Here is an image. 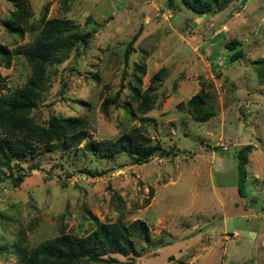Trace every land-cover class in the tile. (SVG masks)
Returning <instances> with one entry per match:
<instances>
[{
    "label": "rangeland",
    "instance_id": "obj_1",
    "mask_svg": "<svg viewBox=\"0 0 264 264\" xmlns=\"http://www.w3.org/2000/svg\"><path fill=\"white\" fill-rule=\"evenodd\" d=\"M174 1L175 9L167 0H30L33 22L48 9V19L67 18L95 31L87 48L75 49L49 70L50 88L37 120L51 114L84 118L96 141L142 127L154 143L178 152L143 165L125 155L94 158L84 148L28 157L23 167L37 169L21 186L0 183V264H19L15 242L35 247L62 228L89 234L96 220L148 225V241L137 242L141 256H115L117 264H264V83L254 64L264 58V0H235L223 12L202 16ZM13 10L12 2L0 0V45L10 51L39 34L20 38L6 31L3 22ZM88 17L95 23L87 24ZM137 33L136 52L126 66L124 52ZM233 40L241 45L227 49ZM239 49L244 57L230 62ZM135 64L145 66L144 91L153 75L165 72L156 107L133 118L128 104ZM30 73L23 55L10 68L0 65L3 92L23 86ZM201 89L216 108L205 123L178 109ZM119 91V103L106 115L103 102ZM247 145L255 149L248 197L241 198L236 155ZM86 168L100 174L82 172Z\"/></svg>",
    "mask_w": 264,
    "mask_h": 264
},
{
    "label": "trees",
    "instance_id": "obj_2",
    "mask_svg": "<svg viewBox=\"0 0 264 264\" xmlns=\"http://www.w3.org/2000/svg\"><path fill=\"white\" fill-rule=\"evenodd\" d=\"M9 1L12 2L14 10L3 22L6 31L20 38L36 31H39V34L30 45L15 51L0 45V65L10 68L14 57L23 55L31 68L26 83L20 88L3 92L7 86L0 78V183L8 182L14 187L21 186L32 171L37 169L35 165H29L25 169L23 164L27 163L28 157L35 158L40 153L61 151L63 154H70L84 148L86 153L94 158L111 160L125 155L136 165L147 164L156 156L168 158L177 155L178 150H166L160 143H154L142 127H135L116 140L96 141L90 139L88 122L84 118L51 114L46 121H38L35 115L50 88L49 70L63 63L75 49L87 48L94 39L95 31H84L79 24L67 18L48 19V9L38 22H33L30 0ZM234 1L180 0L182 9L190 10L198 16L223 12ZM167 6L170 9L177 8L174 0H167ZM89 23H95V20L88 17L87 24ZM139 36L140 33L134 35L126 46L123 56L126 66H129L130 57L136 52L134 46ZM240 45L237 40L225 44L229 50H234ZM58 56L63 57L59 59ZM243 57L244 52L239 49L230 56V62H237ZM254 64L260 82L264 83V58ZM164 72L162 69L153 75L149 88L144 91L142 86L146 74L145 66L134 65L129 83L131 87L128 104L133 118L136 115L145 117L156 107L157 86L162 81ZM123 76H127L126 70ZM96 78L99 81V77ZM120 99L121 91L107 98L102 104L103 112L107 115L110 107L118 104ZM211 99V95L201 89L186 104L181 103L178 109L186 111L193 120L205 123L216 115V108ZM254 149L253 145H247L236 155L237 191L241 198L248 197V164ZM82 172L91 176L100 174L97 169L86 168ZM148 233V225L143 220H136L129 225L122 220H96L94 229L89 234H67L62 228L57 237L38 246L15 242L13 248L19 264H117L119 261L115 256L133 261L140 257L137 242H147ZM181 264L184 262L181 261Z\"/></svg>",
    "mask_w": 264,
    "mask_h": 264
}]
</instances>
